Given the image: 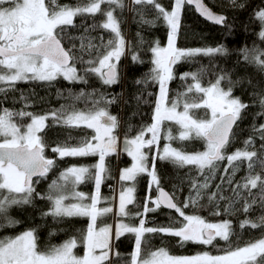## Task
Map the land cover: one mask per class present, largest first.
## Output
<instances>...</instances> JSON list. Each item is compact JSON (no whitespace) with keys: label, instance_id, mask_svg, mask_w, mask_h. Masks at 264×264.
<instances>
[{"label":"snow or ice","instance_id":"1","mask_svg":"<svg viewBox=\"0 0 264 264\" xmlns=\"http://www.w3.org/2000/svg\"><path fill=\"white\" fill-rule=\"evenodd\" d=\"M236 6V0H229ZM132 5L150 6L156 13V20L163 19L169 29L167 47H160L159 42L150 48L152 52L151 63L153 67L147 80L159 85L160 95L156 102L153 123L142 129L133 139L125 140L124 151L131 156L133 164L126 168L120 175L121 181H135L141 173H147L152 178V183L158 185L159 181L153 165L149 170L145 148H151L160 139L161 125L165 121L174 122L179 126V136L173 137L171 132L166 139H200L205 143V150L197 153H185L182 150L165 146L159 155L161 160H169L177 166L195 165L201 175L211 177L214 175L218 162L227 160L228 168L235 170L239 167L235 162L247 161L249 175L244 178L243 184H237L236 189H245L251 195V190L261 187V203L264 205V177L253 175V158L257 152L249 151L248 146L252 140L245 141V148L238 149L230 155L225 154V149L230 143L232 129L241 118L242 112L249 107L240 98L233 95L235 82L227 74L217 77L207 86L201 83L198 73H185L181 79H191L186 91L178 94L170 103L167 100V84L174 78L173 66L182 59L197 55L213 56L224 54L226 49L221 47L205 49H179L176 47V37L180 28V18L183 7L194 5L201 16L216 24H223L225 17L214 14L202 0H173L171 10L166 9L158 0H131ZM102 5L107 8L102 9ZM123 0H87L84 4H60L59 0H0V93L6 92L18 82L46 81L51 82L58 77H63L69 82L87 83L83 76L78 74L75 62L79 60L88 66L85 73L98 77L104 85L118 82V63L125 54L126 41L121 34L119 21L114 15L116 8H123ZM242 7V5H241ZM140 11V9H134ZM101 14L105 19L98 26L112 34L107 44L99 46L91 40L85 42L81 39L80 51L90 57L84 60L83 55L77 57L72 48H65L62 44L63 33L67 26H74L77 16H95ZM258 20L264 24V10L256 13ZM155 20H143V23L154 26ZM264 40V31L260 32ZM95 50V56H93ZM245 51V59L254 64L259 71L264 72V51L253 54ZM134 63H142L139 55L131 54ZM227 81V86L222 82ZM142 81H137L141 83ZM195 94L190 96L189 94ZM81 96L84 94L81 93ZM259 95V94H257ZM79 98V97H77ZM105 104L114 101L101 97ZM100 100H94L93 106L88 110L73 108L68 111L61 108L49 114L37 116L32 113H13L7 109L0 113V228L14 227L19 222L8 216V211L13 206L31 204L35 193L41 199L51 203L48 212L43 215L53 218L84 217L88 219L86 229L82 230L79 237H71L60 245H53L47 250H40L37 245L35 229H28L15 236L0 238V264H108L110 256H119L112 250V229L110 226L97 227L99 217L111 213L112 207L98 208L100 203V186L107 171L105 159L116 152L117 137L113 134L117 127L116 117L110 115L106 107H99ZM260 115L264 116V95L259 96ZM182 107V111H178ZM204 109L205 117L198 118L194 110ZM29 116L31 123L26 125V130L13 122L14 116ZM52 119L57 124L68 127H87L93 129L95 135L91 139H84L76 146L67 144L57 145L52 151L62 159L67 156L85 157L96 156L98 163L93 168L71 167L53 180L46 195L36 193L34 183L46 178L54 167V160L44 155L46 145L39 135L47 126L46 121ZM264 140V125L256 129ZM150 139H145L147 134ZM264 166V160L260 161ZM86 178L94 180L96 193L91 197L82 192L75 191V187L84 182ZM232 183L231 179L227 180ZM207 180L202 185L193 184L196 190L195 198H190L184 203L183 208L195 207L199 203L201 190L207 189ZM218 191L209 195L210 200H223L225 197ZM233 192L239 196V192ZM159 197L155 200L149 198L143 211L138 213L139 224L129 225L119 223L115 230V238L124 233H131L135 237V247L126 264H264V237L245 244L244 246L231 247L230 237L234 234L232 224L228 220L219 223L207 222L197 215H188L178 206L173 197L159 189ZM134 188L127 187L119 194L118 214L122 217L132 216L127 206L134 203ZM66 201H69L66 203ZM256 201H245L243 212L248 213ZM160 207L174 210L182 220L174 221L180 224L174 227H146L145 217L149 211H156ZM232 207L224 209L228 212ZM214 215H220L217 211ZM136 218V217H133ZM264 228V215L257 220L245 219L241 221L240 228ZM163 233L178 237L180 242L201 245H213L217 239L223 240L228 245L222 255H211L208 252L194 256H172L165 249L143 253V238L146 233ZM83 246V255L76 254L75 250Z\"/></svg>","mask_w":264,"mask_h":264},{"label":"trees","instance_id":"2","mask_svg":"<svg viewBox=\"0 0 264 264\" xmlns=\"http://www.w3.org/2000/svg\"><path fill=\"white\" fill-rule=\"evenodd\" d=\"M166 9L171 10L173 0H158ZM205 5L214 13L223 15L226 19L222 28L208 25L201 21L194 11L183 7L180 18V28L176 37V47L179 49H205L223 46L226 49L224 54L213 56L197 55L191 58L182 59L173 66L174 78L167 84V100L170 103L175 100L178 94L186 91L187 85L192 83L191 79H181L185 73H198L201 83L207 86L214 82L218 76L227 74L228 78L235 82L233 95L241 99L249 107L245 109L241 118L237 121L232 132L230 143L225 149V154L230 155L238 149L245 148V141L252 140L248 146L249 151L257 152V157L253 158V175L264 177V166L260 161L264 160V140L261 139L259 131L256 129L264 125V116L259 113L258 99L264 95V72L245 59V51L251 54L264 51V40L260 38L263 31L262 22L257 19L256 13L264 10V0H236L233 6L229 0H203ZM59 3L75 5L87 3V0H59ZM124 7L116 8L114 15L119 21L121 34L126 46L125 54L118 63V82L112 85H104L101 80L91 73H85L88 66L85 63L75 62L78 74L83 76L87 83H69L62 79L51 82H26L15 84L4 93H0V113L7 109L13 113L25 112L42 116L53 111H59L62 107L71 111L88 110L93 106L94 100H100L99 107H106L110 115L116 117L117 127L114 135L120 143L125 145L126 139H133L142 129H146L153 123L156 102L159 95V85L150 79L147 83L143 81L150 75L153 67L152 52L150 48L159 42L160 47H167L169 29L163 19L156 20V13L150 6L132 5L131 0H123ZM242 5V7H241ZM102 5V9L107 8ZM134 9H140L136 11ZM105 18L101 14L95 16H77L74 18V26H67L62 37V44L67 48H73L77 57L83 55L84 60L90 57L81 53V39L91 42L97 46L107 44L112 38V34L99 27ZM143 20H155V25L151 26L143 23ZM135 52L139 55L142 63H134L131 54ZM95 56V50H93ZM249 56V58H250ZM137 81H142L137 83ZM222 86H227V81L222 82ZM84 95L81 96L80 94ZM259 94V95H257ZM190 96L195 95L189 94ZM79 97V98H77ZM101 97L114 101L105 104ZM182 111V107L178 109ZM198 118L205 117V110H194ZM13 122L24 131L26 125L31 122L29 116H14ZM46 127L39 135L46 145L44 155L46 158L54 160L55 164L46 178L34 183L36 193L46 195L53 180H56L62 172L71 167H89L94 172L93 166L98 163V157H71L60 158L52 151L57 145L67 144L76 146L84 139H91L95 135L93 129L81 127H68L57 124L52 119L46 121ZM179 126L174 122L165 121L161 125L160 139L151 148H145L148 156L146 161L149 170L155 167V172L159 181L157 186L152 183V178L148 174L138 175L132 181L134 188V203L127 206L132 216L122 217L118 214V209L98 218L97 227L118 225L123 222L129 225L139 224L138 213L143 211L145 204L154 207L149 203L156 199L158 188L166 191L173 197L174 202L180 206L188 215H197L210 223H219L228 220L232 224L233 235L230 237L231 247L244 246L264 237V228H240L241 221L245 219L257 220L264 215V205L261 203V187L251 190V195L245 189H236L237 184H243L244 178L249 175L247 161H237L239 167L235 170L228 168L227 160L218 162V167L211 177L201 175L195 166L180 167L169 160L159 159L165 146H171L185 153H197L205 150V143L200 139H189L180 141L179 139H166L171 132L173 137L179 136ZM147 134L145 139H150ZM107 168L100 186V203L98 208L114 207L115 189L118 184L117 176L126 168L131 167L130 159L126 153L118 152L110 154L105 159ZM232 183L228 184L227 180ZM207 180L209 187L201 190L199 203L195 207L183 208L184 203L190 198H195L196 190L193 184L202 185ZM225 199L210 200L209 195L218 191ZM125 188V184L119 183L118 193ZM94 180L86 178L84 182L75 187V191L82 192L91 197L96 193ZM236 189L239 196L233 192ZM256 201L248 213L242 208L245 201L251 203ZM69 201H66L68 203ZM232 207L228 212L224 209ZM51 207L50 201L41 199L33 194L31 204L13 206L8 211V216L18 221L14 227L0 228V238L5 236H15L28 229H35L37 235V245L40 250H47L53 245H60L67 239L75 236L79 237L82 230L86 229L88 219L84 217H64L53 218L43 215ZM219 211L220 215H214ZM136 217V218H133ZM146 227H174L181 225L174 223L180 219L176 212H167L161 208L156 211H149L145 217ZM135 247V237L131 233H124L112 242L113 252H118L119 256H111L108 264H126L130 260V254ZM143 253L146 255L150 251L165 249L172 256H194L204 252L211 255H222L228 248L223 240H216L213 245H201L194 243H181L178 237L165 235L163 233H146L143 238ZM76 254L83 255V246L75 250Z\"/></svg>","mask_w":264,"mask_h":264},{"label":"rangeland","instance_id":"3","mask_svg":"<svg viewBox=\"0 0 264 264\" xmlns=\"http://www.w3.org/2000/svg\"><path fill=\"white\" fill-rule=\"evenodd\" d=\"M262 26H263V31H264V24H262ZM57 79H62V80H64V81H67V80H65L63 77H58ZM56 79V80H57ZM28 82H31V81H28ZM35 82H46V81H35ZM67 82H69V81H67ZM21 83H26V82H23V81H21V82H18V83H16V84H21ZM69 83H80V82H69ZM159 95H160V91H159ZM159 95H158V98H159ZM168 122H171V121H168ZM31 123V122H30ZM171 123H173V122H171ZM116 129V128H115ZM25 130H26V128H25ZM115 131V130H114ZM150 134V133H149ZM151 135V134H150ZM124 147H125V145H123L122 143H120V141H119V139L117 140V145H116V150L118 151V152H123L124 151ZM145 149H143V151H144ZM125 152V151H124ZM145 152V151H144ZM126 153V152H125ZM162 153H163V150H162ZM126 155L128 156V158L130 159V163H131V166H132V164L134 163L133 162V160H132V158H131V156H129L127 153H126ZM185 166H189V165H185ZM190 166H195V165H190ZM196 167V166H195ZM95 170V169H94ZM143 174H147V173H141V174H139V175H143ZM120 175H121V173L120 174H118V176H117V179H118V184L116 185V189H115V197H114V207H113V214H114V212L118 209V205H119V194L120 193H118V185H119V183H123V184H125L126 186H125V188L124 189H126L127 187H131V183H132V181H121L120 180ZM154 184V183H153ZM154 186H157L156 184H154ZM95 191H96V189H95ZM98 207V206H97ZM116 225H114V224H112V226H111V229H112V240H111V244H112V242L114 241V239H115V230H116ZM218 240V239H217ZM220 240V239H219ZM110 258H111V256H110Z\"/></svg>","mask_w":264,"mask_h":264},{"label":"water","instance_id":"4","mask_svg":"<svg viewBox=\"0 0 264 264\" xmlns=\"http://www.w3.org/2000/svg\"><path fill=\"white\" fill-rule=\"evenodd\" d=\"M202 2H203V0H202ZM203 3H204V2H203ZM204 4H205V3H204ZM186 6L189 7V8H191V9L194 11L195 15H196L201 21H203L204 23H206V24H208V25H211V26H214V27H217V28H222L223 24H216V23L212 22L211 20H208V19H206L205 17L201 16L200 13L196 11V8H195L194 5H187V4H186ZM212 12H213V11H212ZM213 13H214V12H213ZM214 14H216V13H214ZM217 15H218V14H217ZM234 128H235V125H234V127H233V129H232V132H233ZM37 179L41 180V179H43V178H37V177H34V178H33L34 181H36ZM159 189H160V188H159ZM162 190H163V189H162ZM163 191H164V190H163ZM165 192H166V191H165ZM158 197H159V191H158V189H157V191H156V199H157ZM160 208H161L162 210H164V211H167V212H175L174 210H172V209H168V208H165V207H160Z\"/></svg>","mask_w":264,"mask_h":264}]
</instances>
